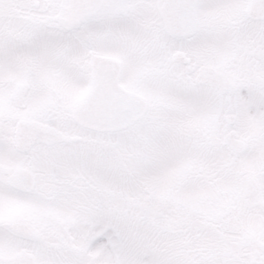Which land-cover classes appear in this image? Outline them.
<instances>
[{
    "label": "snow or ice",
    "instance_id": "6c2138e0",
    "mask_svg": "<svg viewBox=\"0 0 264 264\" xmlns=\"http://www.w3.org/2000/svg\"><path fill=\"white\" fill-rule=\"evenodd\" d=\"M0 264H264V0H0Z\"/></svg>",
    "mask_w": 264,
    "mask_h": 264
}]
</instances>
